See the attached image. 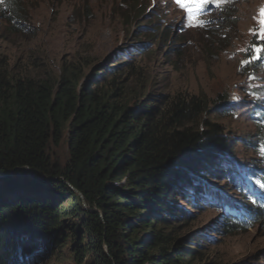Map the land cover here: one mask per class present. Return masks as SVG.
Instances as JSON below:
<instances>
[{
    "label": "trees",
    "instance_id": "trees-1",
    "mask_svg": "<svg viewBox=\"0 0 264 264\" xmlns=\"http://www.w3.org/2000/svg\"><path fill=\"white\" fill-rule=\"evenodd\" d=\"M21 1L0 4L13 36L27 31ZM234 1L219 6L231 36ZM249 4L254 15L259 1ZM117 12L138 32L111 63L53 67L0 46V264H49L65 249L72 264H219L222 241L207 233L264 237L261 107L229 91L153 87L145 60L178 39L139 0ZM61 144L65 164L51 149ZM195 216L205 226L194 229ZM260 247L240 264H264Z\"/></svg>",
    "mask_w": 264,
    "mask_h": 264
},
{
    "label": "rangeland",
    "instance_id": "rangeland-1",
    "mask_svg": "<svg viewBox=\"0 0 264 264\" xmlns=\"http://www.w3.org/2000/svg\"><path fill=\"white\" fill-rule=\"evenodd\" d=\"M250 1H234L242 4L236 8L237 24L228 23L235 32L231 36L227 31V21L219 14L215 3L207 4L203 12L201 10L190 18L180 6L186 0L175 5L174 0H139L148 11L164 15L170 34L178 39L173 44L177 46L172 49L163 46L156 53L155 60H145L153 87L175 88L178 84H190L212 96L229 91L231 103H257L264 112V52L259 55L254 52L255 48H264V40L254 35L262 26L264 0H258L259 7L254 15L251 14L253 5L249 4ZM122 3L123 0H22L27 13L23 27L27 31L13 36L3 30L4 24L0 22V36H3L0 46L11 48L8 52L13 51L16 59L22 58L24 51L26 55L39 58L40 62L48 61L53 67L61 59L111 63L118 60L119 52L137 38L135 28L127 32L120 26L117 17L120 12L117 10ZM201 21L203 26H199ZM177 51L180 57L176 56ZM240 51H245L248 57L241 59ZM208 53L212 57H208ZM64 146L51 148L61 164L66 162ZM179 206L185 209L183 202ZM199 217L190 220L195 221L194 229L205 226ZM64 224L73 226L76 220L66 218ZM207 235L215 238L216 242L222 241L221 244H213L221 257L219 264L244 263L248 255L262 249L260 246L264 243V237L257 229L228 240L214 234ZM49 264L72 263L65 249Z\"/></svg>",
    "mask_w": 264,
    "mask_h": 264
},
{
    "label": "snow or ice",
    "instance_id": "snow-or-ice-1",
    "mask_svg": "<svg viewBox=\"0 0 264 264\" xmlns=\"http://www.w3.org/2000/svg\"><path fill=\"white\" fill-rule=\"evenodd\" d=\"M180 2V0H178ZM215 3L217 6L223 4L226 2V0H192L191 3H180V6L184 8V10L189 14V17L195 16L197 13H199L201 10H203L204 6H206L209 3ZM262 17H264V8L261 9ZM204 22L201 21L199 26H203ZM261 29L258 34L259 39L264 40V19L261 20ZM254 52L259 55V53L264 52V48H255ZM260 154L264 156V147H261Z\"/></svg>",
    "mask_w": 264,
    "mask_h": 264
},
{
    "label": "water",
    "instance_id": "water-1",
    "mask_svg": "<svg viewBox=\"0 0 264 264\" xmlns=\"http://www.w3.org/2000/svg\"><path fill=\"white\" fill-rule=\"evenodd\" d=\"M71 189H72V188H71ZM72 190H73V189H72ZM74 192H76V193L79 195L80 199H82L81 195H80L77 191H74ZM82 205H83V207L85 208L86 211H88V212L91 211V210H89V209L86 207V205H85V203H83V201H82Z\"/></svg>",
    "mask_w": 264,
    "mask_h": 264
}]
</instances>
